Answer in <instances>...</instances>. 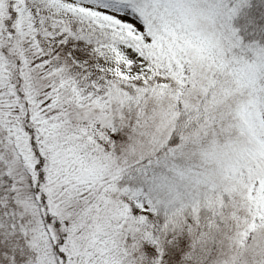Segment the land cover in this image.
<instances>
[{"label":"snow or ice","instance_id":"obj_1","mask_svg":"<svg viewBox=\"0 0 264 264\" xmlns=\"http://www.w3.org/2000/svg\"><path fill=\"white\" fill-rule=\"evenodd\" d=\"M0 264H264V0H0Z\"/></svg>","mask_w":264,"mask_h":264}]
</instances>
